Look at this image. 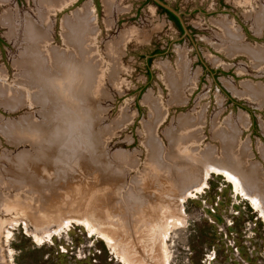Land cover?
<instances>
[{"label": "rangeland", "instance_id": "obj_1", "mask_svg": "<svg viewBox=\"0 0 264 264\" xmlns=\"http://www.w3.org/2000/svg\"><path fill=\"white\" fill-rule=\"evenodd\" d=\"M39 1L0 7L21 24L18 38L0 22V71L29 89L15 110L0 102V264H264V99L246 94L264 92V66L225 50L264 51V0H160L183 32L156 0H75L49 15L44 94L15 63L25 18L47 13ZM84 7L97 59L65 42L63 19ZM68 61L90 73L60 99L51 81ZM180 76L176 98L167 77ZM80 120L91 148L73 153L55 133ZM235 149L239 167L224 159ZM207 165L233 170L240 189L211 173L195 193Z\"/></svg>", "mask_w": 264, "mask_h": 264}, {"label": "bare ground", "instance_id": "obj_2", "mask_svg": "<svg viewBox=\"0 0 264 264\" xmlns=\"http://www.w3.org/2000/svg\"><path fill=\"white\" fill-rule=\"evenodd\" d=\"M74 1L75 0H40L39 1L40 4L44 8L47 9V13L46 12L41 13L40 19H41L42 24H38L30 18H25L23 22L24 23V32H23L24 39L23 40H24L25 52L23 53L22 60L18 62L16 61L15 63L17 64L16 67L18 68L22 67L23 68L22 73L25 76H28V78L25 80L27 81V83H29V85L26 83L25 85H28L35 92L40 91L39 92L40 94L41 93L44 94L45 82L50 80V76L43 69L44 68L43 65L45 63L43 61L48 60L47 62L49 64L51 61V53H50L51 48L49 46L51 37L46 28L50 26L49 15L50 13L55 14L57 11H60V10L62 11ZM9 2L10 0H0V7ZM103 2H105L107 6L108 5L110 6L111 3L113 4L114 0H103ZM92 10L93 9L91 8L84 7L83 9H80L79 11L75 12L73 17L63 19L62 28L64 32L63 34L65 37V42L68 45L73 46L76 53L78 50H79L78 52L79 54L81 51L87 50V52H89L91 56L94 57V59H97L94 54L95 52L94 43H95V38L98 35V32L96 28H94L95 15ZM14 16L15 15H13L12 12L6 11L0 17L1 24L9 29V34L11 37H15L19 34L18 29L21 26V24L19 25L18 22L15 20ZM220 24H222L221 26L226 32L225 34H228L230 38L233 37L235 39L234 31L233 30L230 31L231 30V28L229 27L230 25L225 24V23H220ZM226 27H229V30ZM225 50L228 53L229 52L234 53L235 51L236 52L246 51V54H248L249 57L252 58L258 66H264V51H258L255 48L253 49L248 48V49L242 50V48H239V45L235 42H233L229 50H227L226 48ZM179 66L180 68H182V71L185 69L184 63H180ZM81 72H82V75L86 77L90 73L89 68L86 66L81 68ZM180 77L181 78L177 80H171L173 78L167 77V82L169 81L167 85L172 89V92L175 93L176 98L180 96V94L177 93L176 90L180 89V87L182 85L184 86L186 83L185 77L184 76H180ZM47 86L48 85H46V87ZM20 87H22L24 90ZM28 91L29 89L25 88L24 86H18V85L13 86L11 83H7L6 74L0 71V102L6 108L10 110H15L25 105L24 102H29L28 100H26V99H29ZM50 91L51 90H49L48 93ZM246 94L249 96L252 95L256 98L264 99V92L262 91V89L257 90L249 86L247 88ZM62 96L63 95L60 93L59 98L61 99ZM157 109H159V107ZM195 125L196 123L194 124V126ZM38 133L39 132L33 135H37ZM195 133L194 134L184 133L186 136H182L183 140L180 142L189 143L188 140L190 138H194L195 140L199 142V139H197V135H195ZM230 135L234 136L233 132H230ZM26 136H29V132L27 131H26ZM187 147H190V145ZM241 158H242L241 153H239L238 150L235 149L232 153L226 154L224 159H226L227 162H229V164H234L239 167V164L242 162ZM190 167L191 166L187 167L188 171ZM211 173L216 174V175H223L229 182L235 185L237 190L240 189L239 187H240L242 178L239 175L235 174L233 170H231L230 168H222V167H216L214 165H207L206 169H204V172H203V180L201 182V185L199 187H196L195 193H198L199 191H202L207 187L206 182L209 179V176ZM195 193L188 192L185 199L195 198L196 197ZM252 202L255 206H257L256 207L257 209L263 208L262 203L255 197L252 200Z\"/></svg>", "mask_w": 264, "mask_h": 264}, {"label": "clouds", "instance_id": "obj_3", "mask_svg": "<svg viewBox=\"0 0 264 264\" xmlns=\"http://www.w3.org/2000/svg\"><path fill=\"white\" fill-rule=\"evenodd\" d=\"M86 81L87 77L82 75L81 68L77 64L68 61L65 63V75L63 78L51 81V87L53 90L67 95L66 86L69 84L79 86L86 84ZM79 128L85 129V132H80ZM79 128L76 129L75 134L71 131L61 133L60 130L55 133L56 138H60L62 134L68 137L64 146L73 153L91 148L89 137L85 134L88 123L85 120H80Z\"/></svg>", "mask_w": 264, "mask_h": 264}, {"label": "trees", "instance_id": "obj_4", "mask_svg": "<svg viewBox=\"0 0 264 264\" xmlns=\"http://www.w3.org/2000/svg\"><path fill=\"white\" fill-rule=\"evenodd\" d=\"M162 10H163L165 13L168 14L170 20H172V21L176 24V26L179 28V30H180L181 32H183V28H182V25H181V22H180L179 18H178L174 13L168 11L167 9H165V8H163V7H162ZM155 54H158V52H156ZM150 63H151V60L148 61V64H150Z\"/></svg>", "mask_w": 264, "mask_h": 264}, {"label": "water", "instance_id": "obj_5", "mask_svg": "<svg viewBox=\"0 0 264 264\" xmlns=\"http://www.w3.org/2000/svg\"><path fill=\"white\" fill-rule=\"evenodd\" d=\"M156 1L158 2V4H159L160 6H163V8L166 7V6H164V5L160 2V0H156ZM165 9H167L168 11L174 13V14L179 18V15H178L176 12H174V11H172L171 9H168V8H165Z\"/></svg>", "mask_w": 264, "mask_h": 264}]
</instances>
